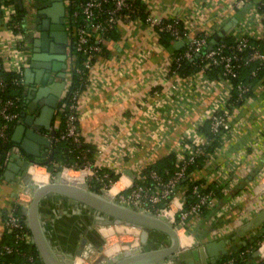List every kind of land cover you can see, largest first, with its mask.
I'll use <instances>...</instances> for the list:
<instances>
[{
	"label": "crops",
	"instance_id": "obj_1",
	"mask_svg": "<svg viewBox=\"0 0 264 264\" xmlns=\"http://www.w3.org/2000/svg\"><path fill=\"white\" fill-rule=\"evenodd\" d=\"M140 1L151 16L177 18L184 30L177 41L182 43L199 33L206 34L209 42L220 32L223 39L242 32L255 36L260 29L257 0L240 6L236 0ZM22 2L27 27L30 19L38 16L37 9L44 1L39 0L38 6L35 0ZM6 11L4 6L0 7V50L2 59L9 62L23 55L13 50ZM25 35L24 47L28 45ZM177 41L162 45L156 29L142 17L119 20L88 72L87 84L79 96L78 129L84 140L94 146L95 164L122 177V183L131 182L144 166L170 151L180 156V147L196 141L195 126L214 108L226 106L228 87L224 80L213 74L209 76L203 69L187 75L170 71L174 50L180 47L175 46ZM253 93L244 102L229 105L228 129L221 145L191 172L192 178L205 181L203 185L214 182L220 187V195L214 197L213 204L200 216L190 219L188 231L196 244L224 239L226 252H231L245 244L253 229V233L259 229L258 225L244 229L264 207L260 181L264 184V88L255 83ZM16 129L17 122L11 127L14 144ZM183 136L190 142L180 146ZM20 178L16 175L13 180H7L4 174L0 178V214L10 206L21 182L25 181V177ZM184 189L185 185L179 184L176 193L182 194ZM56 200L54 193L46 198L44 219L51 239L59 240L64 248L67 247L64 235L69 232L66 215L61 213L58 219ZM154 238L157 242L151 248L161 246L158 241L167 243L162 232H156ZM179 239L182 245L188 241L184 235ZM126 248L118 246L115 253L127 251Z\"/></svg>",
	"mask_w": 264,
	"mask_h": 264
},
{
	"label": "built area",
	"instance_id": "obj_2",
	"mask_svg": "<svg viewBox=\"0 0 264 264\" xmlns=\"http://www.w3.org/2000/svg\"><path fill=\"white\" fill-rule=\"evenodd\" d=\"M248 1L250 0H236V4L240 6ZM66 2L68 5V30L70 32L71 44V51L68 56L71 68L70 71L67 72V75L72 77L74 72L83 71L85 73V84H87L88 72L98 54L102 52L105 40L116 28L119 20L131 17L132 11H134V2L133 0H66ZM1 6H4L7 10L6 24L12 34L11 42L14 46L13 50L14 52H22L23 58L15 57L13 60L11 59L9 62H5L2 59L0 50V64L6 70L14 72L15 75L12 77L11 82L21 85L23 87V94L25 88L23 67L26 65V51L22 42L25 33L24 21H21V24L19 20H11V16L15 13L12 5ZM256 6L259 7L260 29L255 36L248 32H242L233 37L232 42L225 43L220 40L208 49L207 35L199 33L189 37L184 42L186 44L184 50L175 59L179 60L181 57H189L193 54L201 53V59L205 62L204 66L211 64L221 67L219 78L227 83L228 95L224 99L226 106L223 108H214L209 114L210 126L213 130H217L222 125L228 127L227 117L229 114V105L227 104V98L230 94L231 84L227 78L236 76L238 68L243 63L250 61L257 62L258 67L264 70V45L261 47L259 44H255L251 41V38H253L261 39L264 42V0H257ZM9 21L12 22L9 24ZM144 21L154 28L158 26L167 31L172 36V41H177L182 36V32L179 28V20L177 18H159L147 14ZM204 47H206V49H204ZM77 61L81 62L80 65L82 67L77 64ZM172 72L177 71L174 69ZM254 73L255 70L252 71V74ZM6 84L7 81L0 76V90L5 89ZM257 84H260L263 88L260 81H258ZM69 85L70 82L67 87H64V94L56 105L52 124L56 131L55 135L48 134V138L51 141V145L48 149V153L50 154L53 151V145L60 140L70 139L76 143L80 140L81 134L78 129V105L82 90L78 88L68 90ZM235 87L239 95L250 88L245 83H237ZM252 88H254V85ZM22 96L23 95H0V144H5L10 140V129L20 117ZM60 111H62L63 126L58 131V124L61 116ZM195 140L197 143H200L206 141V138L198 132ZM198 151L199 146H191L186 154H180L178 158L179 166L166 179H162L156 172L151 171L150 184L134 183L133 180L128 183H122V177L115 179L108 171H100V166L88 160L82 164H66L58 162L53 157L48 159V162L45 163L35 160L30 161L26 169L25 181L21 182L10 206L0 214L2 232L6 231L11 233L16 243L2 242L0 244V255L13 252L24 254L25 251L21 250L22 244L27 246V250L28 247L30 248L33 241L28 231L25 207V201L29 200L28 196L31 189L29 184L32 183L38 186L40 184L52 182L58 178V171L60 172V178H64L68 182L82 185L88 189L91 188L100 190L101 192L111 193L115 202L121 205L130 208L135 207L142 212H149L156 216L164 217L175 229L178 238H180L181 235L188 238L185 245H182L179 239V246L181 249L197 245L193 235L188 231V224L190 219L202 214L203 206L210 205L213 202L214 196L211 191H200V186H204L203 184H194L191 191L195 194L196 199L187 204L185 203V196H183V194H177L176 188L185 176L187 165L193 162L195 153ZM13 152L19 154L21 152L20 148L14 143L5 150L3 164L11 158ZM34 172L44 173L45 177L42 180H38L34 176ZM1 177L2 175H0V178ZM260 181L262 184L261 191L264 192L263 180ZM119 182L121 183L120 186L118 185ZM18 207H21V212L18 210ZM106 224L113 227L112 233L118 230L117 224H123L124 226L121 230L132 232V234L137 237V245L139 244V234L141 231L139 226L123 220H111L98 223L100 229L101 226ZM127 226H131V229L134 231L125 229ZM104 234L106 235L107 233ZM129 247L130 248H126L127 251L133 248L131 245ZM256 250H258L256 256L258 258H264V239L258 242L255 251ZM26 253L27 261H33V255L28 251ZM168 262L174 263L175 257L171 256L168 258ZM228 262L229 261L219 260L218 258L214 263L208 262L206 264H227Z\"/></svg>",
	"mask_w": 264,
	"mask_h": 264
},
{
	"label": "water",
	"instance_id": "obj_3",
	"mask_svg": "<svg viewBox=\"0 0 264 264\" xmlns=\"http://www.w3.org/2000/svg\"><path fill=\"white\" fill-rule=\"evenodd\" d=\"M44 3L37 13H41L44 17L37 21V17H32L26 27L28 45L26 51V65L23 67L24 76V92L22 96V104L20 117L17 120L16 136L13 137L15 144L27 154H32L36 159L38 156L45 157L51 141L48 134L55 135V129L52 126V120L55 115L56 105L63 93L64 71L66 64L65 57L59 53L63 51L55 50L51 53V58L58 62H62L60 67H48L49 73L47 78L44 77L43 65L46 53H50L48 46L45 45L47 40H51L54 44H63L56 38V35L50 23H55V0H43ZM20 9L25 8L22 0H18ZM26 12V10H25ZM22 20L26 22L25 14ZM25 35V36H26ZM222 33H218L208 42V49L214 43L222 40ZM49 43V41H48ZM183 43L177 41L175 46H181ZM51 71L60 70L58 74L61 77L56 81ZM41 88H45L44 91ZM42 130L44 133L42 134ZM44 149L40 151L41 146ZM54 146V145H53ZM56 151L57 148L53 147ZM53 157V151L48 159ZM32 161V160H31ZM30 160L25 159L19 153L13 152L11 158L6 162L3 171L7 180H13L16 175L21 178L26 177V169ZM58 178L52 182L35 186L30 183L32 188V197L26 210L27 225L30 230L32 241L35 244L42 264H74L75 254H81V247L74 246L64 247L57 241L51 239L46 226V220L41 218L40 205L46 203V198L54 193L57 197L56 203L61 204L58 210V219L62 214L67 215L68 199L74 201L76 208L72 212L85 213L91 212L94 221L103 223L111 220H123L128 223L135 224L141 228L139 234L138 246L131 248L126 252H117L111 256L104 264H206L214 263L221 254L226 253L225 240H210L202 244H197L190 248L181 249L179 246V238L172 227L164 217L156 216L149 212H142L135 207H127L121 205L112 199L106 198L103 193H98L94 189H88L82 185L74 184L60 178V172H57ZM95 187V186H94ZM56 212V207L52 209ZM82 212V213H81ZM62 213V214H61ZM264 221V207L252 217L244 229L257 226ZM76 231V228H74ZM79 231V229H78ZM156 232L165 234L167 243L162 244L158 248H151V244L157 242ZM153 236L154 240L150 238ZM86 237L80 239L79 245H84ZM100 247V246H99ZM258 250L254 252L257 254ZM175 257L176 263L168 262V258Z\"/></svg>",
	"mask_w": 264,
	"mask_h": 264
},
{
	"label": "trees",
	"instance_id": "obj_4",
	"mask_svg": "<svg viewBox=\"0 0 264 264\" xmlns=\"http://www.w3.org/2000/svg\"><path fill=\"white\" fill-rule=\"evenodd\" d=\"M133 2H134L133 5L134 11H132L131 16H139L142 17V19L144 20L145 16L148 14V10L146 9L145 4L140 0H133ZM1 5H12L15 10V13L11 16V20H19V22L22 24L21 21H23L22 17L25 14V8L20 9L18 0H0V7ZM11 22L12 21H9L8 23L10 24ZM180 23L181 22H179V28L180 31L183 33L184 30ZM155 29L158 33V40L160 43H162V45L167 46L172 43V36L167 31L159 28L158 26L155 27ZM111 34L112 32L109 34V36ZM222 41L225 43H230L233 41V38L224 37ZM251 41L255 44H259L261 47H263L264 45V42L261 39L251 38ZM185 46L186 44L183 43L180 47L174 50L170 63V71L175 69L179 75H187L191 72L197 71L199 69H203L204 72L207 73L209 76H212L211 74H213L217 78L220 77L221 67L219 65H211V64L208 66H204L205 62L202 61L201 59V53L193 54L189 57H181L179 60H175L176 57L182 53ZM204 49H206V47H204ZM79 61H77V64L80 67H82L80 65L81 62ZM253 70H255L254 74H252ZM14 75H15L14 72L6 70L0 64V76L3 77L5 81H7L5 89L0 90V95H5V96L23 95L22 94L23 87L21 85H17L11 82V79ZM227 79L231 84L230 94L227 98L228 105L240 104L244 102L246 98L252 96L254 94L252 86L255 85V83H257L258 81H260V83L264 88V70L261 67H258L257 62L255 61L243 63L238 68L237 75ZM85 82H86L85 73L83 71L82 72L76 71L72 74L68 90L74 88H78L82 90L86 85ZM237 83H245L250 88L246 92L239 95L235 87ZM61 113L62 111H60L61 116L58 124V131L63 126ZM227 129L228 127L222 125L217 130H213L210 126V117L208 116L205 119H203L201 123L197 124L194 128V131L201 133L206 138V141L197 143L196 141L192 140V142L187 144L186 147H183L182 145L183 144L185 145L186 143L190 142V140L188 139L187 136H183L180 139L179 145L182 146L180 147L182 150V153L180 154L183 155L186 154L187 151L190 150L191 146L192 147L199 146V151L195 153L193 162L187 165L185 170V176L179 182V184L185 185V189L182 193L183 196H185V201H186L185 203L187 204L191 203L196 199L195 194L192 193L191 191L193 185L202 184L205 182L202 179L192 178L191 172L194 169L200 167L206 159L210 158L213 155L215 149H217L221 145L223 137L227 132ZM11 144H13V142L11 140V129H10V140L5 144H0V175H3V171L6 165V163L3 164V156L5 154V150ZM54 147H56L57 150L55 151L53 149V158L58 162H62L66 164H73V163L82 164L86 160L94 162L93 159L94 146L90 142L85 141L82 136H80V140L77 143L73 142L70 139L60 140L54 144ZM178 158L179 156L177 157V153H175V151H170L166 153L162 157H159L156 160H154L152 163L144 166L140 171V175L135 179H133V182L150 184L151 171L156 172L162 179H166L179 166ZM99 170L108 171L115 179L118 178L116 174L111 173L107 169L100 167ZM200 191L201 192L211 191L214 197L220 195V187L214 182H209L204 184V186H200ZM212 204L213 203H211L210 205ZM210 205H204L202 208V212H204ZM18 210L21 212L22 210L21 207H18ZM258 226H259L258 231L251 234L250 238L245 242V244H241L238 248L232 250L231 252L223 253L219 257V260L229 261L227 264H264V258H258L256 255H253V252L258 246V242L264 239V222ZM28 231L30 232L29 228ZM2 242L16 244L13 235L6 231H3L2 234L0 235V244ZM21 250H24L25 253L21 254V253L13 252V253L0 255V264H23V263L42 264V261L38 254V250L34 243H32L30 248L28 247V250H27V246L22 244ZM27 251L30 252L34 257V260L31 262H28L26 259Z\"/></svg>",
	"mask_w": 264,
	"mask_h": 264
},
{
	"label": "rangeland",
	"instance_id": "obj_5",
	"mask_svg": "<svg viewBox=\"0 0 264 264\" xmlns=\"http://www.w3.org/2000/svg\"><path fill=\"white\" fill-rule=\"evenodd\" d=\"M24 1H26V0H24ZM23 25L25 26L24 23H23ZM24 29L26 30V26L24 27ZM70 68H71V66L69 65L67 68V72L70 71ZM70 81H71V76L65 75V87L68 86ZM63 94L64 93L61 94V97L63 96ZM62 179H64V178H62ZM31 189H30L29 196L27 195L29 200L25 201V203H26L25 207H28V205L30 203V200L32 197ZM89 189H91V188H89ZM96 191L98 193H103V195L106 198L112 199L113 201H115L113 199V197L111 196V193L101 192L100 190H96ZM67 204H68L67 215L65 216V221L67 223L69 233H67L66 236L64 235V237H66L70 240L72 239L73 242L75 241L74 248L81 247V250H82L81 254H79V255L75 254V256H74L75 259H78L77 264H104L106 260H108L111 256H114L116 254L115 252H116L118 246L130 248L129 247L130 241L133 242L132 243L133 248L135 247V245H137V240H136L137 237L134 234H132V232H128L127 230H121L122 228L117 227L118 230H116L112 233L113 227L109 228V226H106L108 228H106V231H105L103 229H100V226L98 225V223L95 222L96 220L91 221V219H88V218H87L88 219L87 223H89V222H91V224L94 223V227H93L94 229H92L93 232H90L88 230L87 231H83V230H80V231L76 230L75 231L74 223L78 222L80 219H83L84 217L86 218V216L82 215L80 213H77V212H72V209L76 208V206L74 205V201L68 199ZM44 205H40L41 218H44V216L46 215V210H45L46 208L44 207ZM60 209H61V204L60 205L58 204V210H60ZM256 229L257 228H255V230ZM252 231H251V234H253ZM102 232L107 233V234L105 235ZM149 235H150V237L153 238V236H151L150 233H149ZM82 237H86V239H85L84 245L81 246V245H79V243H80V239ZM90 237H92L93 239ZM87 239H89L88 241L91 243L90 246H89ZM126 242H128V243H126ZM105 253H107V255Z\"/></svg>",
	"mask_w": 264,
	"mask_h": 264
},
{
	"label": "flooded vegetation",
	"instance_id": "obj_6",
	"mask_svg": "<svg viewBox=\"0 0 264 264\" xmlns=\"http://www.w3.org/2000/svg\"><path fill=\"white\" fill-rule=\"evenodd\" d=\"M35 1H38L35 3V5H37V6H38V3H41V2H39V0H35ZM54 2H55V7H56L55 23H50V25H51V27H53V31L56 35V38L60 41H63L64 43L63 44H61V43L60 44H54V43H52L51 40H47V42H45V45L48 46V50H50V53H49V51H48V53H46L45 60L43 61V65L45 67H47V68H44V77L47 78V76L49 74L47 72L48 67L51 68V67L62 66V62H58L55 59L51 58L52 55H55V54H57V56H58V53H51V51L60 50L63 52L59 53V55L65 57L64 62L66 64V66L64 69H62L64 71L63 79H64V84H65V75H67V68L70 65L68 56H69V53L71 51L70 32L68 30V22L69 21H68V16H67L68 5H67L66 0H55ZM39 9H37V10L39 11ZM37 14H38L37 21H40V19L43 18L44 16L41 13H37ZM48 41H49V43H48ZM51 73L53 74L54 79L56 81L61 79V77L58 76V74L60 73V70H57V71H51L50 70V74ZM41 90L44 91L45 88H41ZM53 121H54V119L52 120V124H53ZM43 133H44V130H42V134ZM20 151H21L20 155L22 157H24L25 159L30 160V161L35 160V161H39V162H48V158L50 156V153H48V151H47V154L45 157L38 156L36 159H34L35 157L32 154H27L21 149H20ZM40 151H42V150L40 149ZM82 215H85L86 218L84 217L83 219H80L78 222L74 223V227L76 228V230L79 229V231L80 230H83V231L88 230L90 232H93L92 229H94L93 228L94 223H92V224H91V222L87 223L88 219H91V221L94 220V218L92 217V213L91 212H85V213H82ZM65 242H66L67 247L72 246V244H73L72 239L70 240V239L66 238ZM57 243H58V241H57Z\"/></svg>",
	"mask_w": 264,
	"mask_h": 264
},
{
	"label": "bare ground",
	"instance_id": "obj_7",
	"mask_svg": "<svg viewBox=\"0 0 264 264\" xmlns=\"http://www.w3.org/2000/svg\"><path fill=\"white\" fill-rule=\"evenodd\" d=\"M34 176L38 179V180H42L44 177H45V175H44V173H40V172H34ZM112 191H114V190H112ZM166 220V219H165ZM106 226H109V228H111L112 226L111 225H109V224H106V225H103V226H101V229H103V230H105L106 231V228H108V227H106ZM118 228H123V224H117L116 225ZM125 229H128V230H131V231H134L133 229H131V226H127ZM80 259V258H79ZM77 260L78 259H75V263L74 264H77ZM82 261V260H81Z\"/></svg>",
	"mask_w": 264,
	"mask_h": 264
}]
</instances>
